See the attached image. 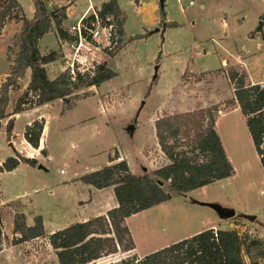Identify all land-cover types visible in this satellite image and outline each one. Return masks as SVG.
<instances>
[{"label":"rangeland","instance_id":"1","mask_svg":"<svg viewBox=\"0 0 264 264\" xmlns=\"http://www.w3.org/2000/svg\"><path fill=\"white\" fill-rule=\"evenodd\" d=\"M109 1L48 2L49 8L58 15L60 5L68 7L63 28L78 37L72 43L63 42L52 30L41 38V51H56L58 55L57 61L48 67L49 77L55 79L63 72L73 77L71 65L78 64L76 59L87 60L96 68L106 66V71L114 75L98 86L80 87L68 102L60 100L51 106L46 120L53 159L46 161L44 169H39L41 164L36 167L21 164L15 171L0 173L3 231L0 264H58L47 234L74 224L79 217L78 203L65 181L103 169L111 158L128 164L126 156L134 172L151 173L163 165V158L154 159L153 125L158 119L214 106H220L219 115L229 112L226 103L232 99L233 84L228 73L233 68L246 73L247 83L253 84L252 79L264 80V26L261 33H256L259 23L264 22V0H192V6L190 0H116L124 14L123 33L113 23L110 36L108 31L95 42L86 43L77 31L78 27L85 26L82 19L95 14ZM19 2L23 10L14 11L13 17L0 29V87L18 51L17 36L23 23L16 15L31 19L34 14L32 0ZM155 66L159 67L156 78ZM77 75L76 72L75 80ZM30 77L31 71L27 70L17 87L9 92L7 116L0 128L3 162L14 156L6 125L11 120L14 123L12 113L26 92ZM26 98L25 109L34 108L35 94L29 93ZM221 99L226 100L213 104ZM224 119L220 130L225 135L229 132L226 155L234 175L185 196L173 195L169 201L129 217L126 224L135 249L120 250L91 264L119 263L132 255L144 257L214 227L235 229L240 235L248 234L264 245V167L241 112H233ZM25 120L20 118L16 122L19 136ZM87 122L96 127V132L89 136L82 130ZM130 124L136 127L133 137L126 132ZM58 132L63 137L71 132L72 136L68 140L64 137L62 143L56 142L54 137ZM19 142L15 140L14 145L22 152ZM140 148L154 160L141 161L137 153ZM8 203H13V209L25 215L28 226L34 225L36 216L42 217L47 234L17 242L20 235L14 234L13 212L5 208ZM213 204L234 210L235 216L224 219ZM243 258L245 264H250L245 253Z\"/></svg>","mask_w":264,"mask_h":264},{"label":"trees","instance_id":"2","mask_svg":"<svg viewBox=\"0 0 264 264\" xmlns=\"http://www.w3.org/2000/svg\"><path fill=\"white\" fill-rule=\"evenodd\" d=\"M32 1L34 14L31 19L16 15L23 26L17 36L16 59L11 61V71L0 87V128L1 121L7 116L9 92L17 87L27 70L31 71L30 82L26 92L18 99L13 115L26 110L29 93L36 96L33 103L29 101L34 107L56 100L68 102L80 87L98 86L114 75L106 71V66H102L95 74H78L76 80L65 72L51 79L46 66L57 61L58 55L56 51L42 52L39 41L52 30L63 42L72 43L78 37L70 35L63 28L68 7H59L58 15L49 8L47 0ZM22 10L18 0H1L0 29L7 19L13 17L14 11ZM96 16L103 25L117 23L119 33H123L124 14L116 0L104 3L95 14L83 18L81 23L90 26L96 22ZM82 34L86 35V32L82 30ZM228 77L233 84L234 97L227 101L226 108L228 111L240 109L264 167V82L247 83L246 73L236 68L230 70ZM219 111L220 106H214L158 119L155 123L156 137L169 163L151 173L132 174L125 160L111 158L110 164L103 169L79 177L78 181L96 189L113 187L118 205L105 215L51 233L48 242L55 251L57 263L91 264L120 250L133 251L135 243L126 224L129 217L169 201L173 195L185 196L191 191L232 177L234 168L215 128ZM44 125L43 119H37L25 127V140L35 149L39 148ZM13 128L11 120L6 125L8 140ZM21 164L36 167L38 161L15 153L0 165V173L12 172ZM12 204L4 206L9 213L13 212V231L20 235L17 242L43 237L45 228L42 217L36 216L34 225L28 226L25 215L15 211ZM1 230L0 223V252ZM243 253L249 257L250 264H262L264 245L257 239H251L248 234L240 235L235 229L211 228L144 257L132 255L119 263L110 264H245Z\"/></svg>","mask_w":264,"mask_h":264},{"label":"crops","instance_id":"3","mask_svg":"<svg viewBox=\"0 0 264 264\" xmlns=\"http://www.w3.org/2000/svg\"><path fill=\"white\" fill-rule=\"evenodd\" d=\"M47 1L49 2V4H51V0H47ZM20 5H21V3H20ZM65 6H66L65 4L60 5V7H65ZM49 65L46 66L47 70H48ZM48 75H49V73H48ZM53 78H54V76L51 77V79H53ZM251 82L253 84L263 83L264 80H254V79H252ZM233 92H234V90H233V88H231V97L230 98L234 97ZM224 100H226V99H221L219 101L214 102L213 104H220ZM59 101L60 100H56V101H54L52 103L41 105V106H36V107H34L32 109L23 110L22 112H20L18 114H15L13 132H12V135L10 137V140H8L9 141V145L13 148L14 155H15V153H19L20 155H22L24 157L34 158V159H36L39 162L38 165L41 164L42 166L46 163V161H51L53 159L52 156H51V150H50V147H49V144H50V142H49L50 127H49L48 121L46 120V117H47L48 111L50 110L51 106H54V104H56ZM233 112H241V111H240L239 108H236V109L231 110L229 112L221 113L219 115V117H218V119L216 121V125H215L216 131H217V133H218V135L220 137V140L222 142V145H223V148H224L226 154H228V147H229V142H228V138H229V134L228 133L229 132L226 135L222 134V132L220 130V126H221L223 120H225L224 118H226L229 114H231ZM63 114H65V113H63ZM20 118H25L26 120H25L24 130L19 136L18 132H17V128H16V122ZM37 119L45 120V125H44V130H43V133H42V136H41L39 148L35 149L32 146H30L27 143V141L25 140L24 132H25V127L27 125L31 124L34 120H37ZM224 123H228V122L224 121ZM153 128H154V139H155V149L154 150L156 152V154L154 155V159L157 156L160 159L163 158V165H166L167 162H168V159L164 156V153L160 150V148H158L159 144H158V140H157V137H156V132H155V126L154 125H153ZM82 130H83V133L86 136H89V135H91V134L96 132V127L94 126V123L87 122L86 126L84 128H82ZM70 136H72L71 132L66 133V135H64V137L67 140L70 138ZM64 137H63V134L61 132H58L56 134V136L54 137L55 138L54 140L56 142H61L62 143L65 140ZM15 140L21 141V142H19V144L23 148L22 152L20 150H18L16 148V146L14 145V141ZM52 144L53 143H51L50 145H52ZM42 151H44V152H42ZM137 153H138L141 161H144L145 159H147V160L151 159V156L148 155L147 152H145V150L143 148H140ZM126 159L129 161L128 165H129V168H130L131 172L133 174H135V175H140L141 173L139 174L138 172L136 173V172H134L132 170L133 168H132L131 161H130L129 158H127V156H126ZM153 160H150V161H153ZM2 163H3V161L0 160V165ZM163 165H161V166H163ZM141 167H142L141 168L142 172H144L145 170H144L143 166H141ZM157 168H159V167H157ZM154 170L155 169H153L151 171H154ZM61 174L64 175L62 173V171H61ZM82 175H75L73 177L72 181H65V182H67V184H69L67 186L70 188V193L72 194V196L74 197V199L78 203L77 212H78L79 217L76 218L74 223L86 222V221H88V220H90L92 218L105 215L110 209L115 208L118 205V202L116 200L113 187L104 188V189H96V188H94L92 186L86 185V184L78 181V178L81 177ZM18 200H20V199H18ZM15 201H17V200H15ZM43 223H44V221H43ZM44 228H45V226H44ZM62 229H64V228H62ZM214 229H216V228L214 227ZM45 233H46V231H45ZM51 233H53V232H51ZM50 234H47V235H50Z\"/></svg>","mask_w":264,"mask_h":264},{"label":"built area","instance_id":"4","mask_svg":"<svg viewBox=\"0 0 264 264\" xmlns=\"http://www.w3.org/2000/svg\"><path fill=\"white\" fill-rule=\"evenodd\" d=\"M62 1H65V0H62ZM189 5L190 6L194 5V2L192 0H190ZM112 25L113 24H111L109 26L103 25L105 27L102 28V24L100 23L99 18L96 16V22L95 23L91 24L90 26L85 25L83 27H78V29H77L78 36L80 39H82L86 43L88 42L91 44L93 41L95 42V40H97V38H99L101 34L105 35V33L108 31L110 32L109 33V36H110ZM82 30L86 32V35L82 34ZM107 38H109V37H107ZM76 61L78 64L73 63L71 65V68H72L71 73L73 75V77H72L73 79H75L74 76L76 75V72L78 74H85V73L95 74L96 71L99 69V67L96 68L95 65L92 66V64L91 65L88 64L87 60H85V62H80L79 59H76ZM62 173H63V171H62ZM2 237H3V231H2Z\"/></svg>","mask_w":264,"mask_h":264},{"label":"water","instance_id":"5","mask_svg":"<svg viewBox=\"0 0 264 264\" xmlns=\"http://www.w3.org/2000/svg\"><path fill=\"white\" fill-rule=\"evenodd\" d=\"M163 3V1H162ZM263 26H264V22L261 21L259 23V26L257 28V31L256 33H261L262 32V29H263ZM159 29H156V32H158ZM158 66H155V76L154 78H156L157 76V71H158ZM65 101V100H64ZM135 130H136V127H135V124H130L127 128H126V132L131 136L133 137L134 133H135ZM39 169H44V167L42 165L39 166ZM160 185H162V183L160 182ZM214 207L217 208V211L219 213V215L221 217H223L224 219H228V218H232L235 216V211L232 210V209H225V208H222L220 206H215ZM252 220H254V217H251Z\"/></svg>","mask_w":264,"mask_h":264}]
</instances>
